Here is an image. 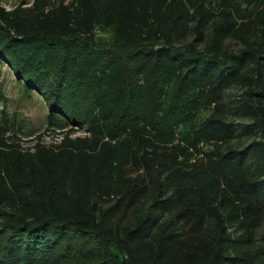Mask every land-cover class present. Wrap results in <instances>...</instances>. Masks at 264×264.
Returning <instances> with one entry per match:
<instances>
[{"label": "trees", "instance_id": "trees-1", "mask_svg": "<svg viewBox=\"0 0 264 264\" xmlns=\"http://www.w3.org/2000/svg\"><path fill=\"white\" fill-rule=\"evenodd\" d=\"M1 65L77 128L2 110L0 264H264V0H23Z\"/></svg>", "mask_w": 264, "mask_h": 264}, {"label": "rangeland", "instance_id": "rangeland-1", "mask_svg": "<svg viewBox=\"0 0 264 264\" xmlns=\"http://www.w3.org/2000/svg\"><path fill=\"white\" fill-rule=\"evenodd\" d=\"M23 0H2L0 6L12 8ZM33 1V0H28ZM6 109L7 116L24 146H32L40 135L45 143H52L63 131L77 128L75 125L65 129L50 126V112L46 99L35 91H26L14 71L7 65L0 66V115Z\"/></svg>", "mask_w": 264, "mask_h": 264}]
</instances>
